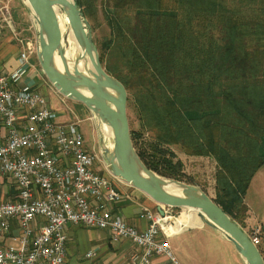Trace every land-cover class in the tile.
<instances>
[{"label":"trees","instance_id":"1","mask_svg":"<svg viewBox=\"0 0 264 264\" xmlns=\"http://www.w3.org/2000/svg\"><path fill=\"white\" fill-rule=\"evenodd\" d=\"M110 1L107 19L122 65L104 70L126 94L141 92V118L156 131L147 152L135 151L142 166L181 181L182 164L168 146L212 156L218 170L212 201L243 229V199L264 164L263 6L257 0ZM98 56L101 65L104 54ZM130 138L137 143L140 136L130 131ZM256 248L264 263V228Z\"/></svg>","mask_w":264,"mask_h":264},{"label":"built area","instance_id":"2","mask_svg":"<svg viewBox=\"0 0 264 264\" xmlns=\"http://www.w3.org/2000/svg\"><path fill=\"white\" fill-rule=\"evenodd\" d=\"M9 16L3 4L0 23L10 26ZM26 59L20 55L21 63ZM22 74L21 67L0 74V264H66L69 226L128 242L124 264H149L155 254L172 258L168 240L175 234L168 227L174 223L164 222L169 218L164 207L163 216L141 210L136 218L147 223L144 229L129 225L114 207L125 194L115 183L120 179L106 170L102 152L85 148L78 121L57 122L45 97L24 84ZM248 232L257 246L261 228ZM82 261L111 264L99 261L93 250Z\"/></svg>","mask_w":264,"mask_h":264},{"label":"rangeland","instance_id":"3","mask_svg":"<svg viewBox=\"0 0 264 264\" xmlns=\"http://www.w3.org/2000/svg\"><path fill=\"white\" fill-rule=\"evenodd\" d=\"M71 1L76 4L75 0H71ZM80 1L82 4V7L78 8L76 5V11L79 13V17L86 31V35L88 36V38L90 39V43L92 44V47L94 50L93 55L95 56V58L97 55V58H98L99 53L104 54L103 62L100 65L101 68L103 69H104V65H107L108 67L113 68V69H118L119 67L121 68V65H122L121 48H119V45L115 43V41H113L112 39V35L114 33L109 27L108 19H107V15L108 14L110 15L112 12V6H111L112 2L110 0H80ZM257 1L264 8V0H257ZM3 4H7L8 6V12L10 15L9 16L10 26H8L6 23L4 24L0 23V34L5 33L10 39V44H13L14 46L17 47V49L19 50V61H20L21 54L27 55L26 61L22 63H26L29 60L30 56H34V57L37 56V59L33 60V64H34L36 72L39 75L40 84L32 85V86L36 87L37 91H39L45 97L48 107L51 110L52 109L60 110L61 108H63L61 104L64 103L65 101L69 105H71V108L64 109L63 110L64 113L66 111L67 113H69V115L71 116L74 115L78 117L79 119H82L85 117L83 115L85 112L90 113L92 118H88L89 121L85 119L82 121H80L79 119H74L73 121H70V122L78 121V130L81 135L84 133L87 140L90 137V132H92V136L94 137L92 138L93 139L92 141H95V143L93 142L95 146V152H97L98 150L99 152H102V154L101 153L100 154H101V158L104 161V164L106 165V170L112 174V169H111L110 163L107 158V152L105 151L106 149L110 147V142L112 143V141L108 140L104 132L101 130L99 122L97 120V116L88 107L84 106L83 104L67 99L63 97L61 94H59L51 86V84L47 81L46 77L44 76V74L42 73L40 69L39 60H38V54L40 51L39 42H38V25L29 7L26 5L24 0H14L13 7L11 6V0H0V9L3 7ZM129 16H130V13H125L123 17L125 19ZM63 53H64V50H63ZM78 59L82 61L89 60L88 56L85 54L78 57ZM22 70H23V74H22L23 76L21 78V81L24 84H26L24 82L25 81L24 77L26 76L27 71L24 68H22ZM51 92L56 97H58L59 101L56 100V98L53 95H51ZM134 94L133 96L129 93L126 94L127 95L126 116H127L129 130L132 132H135L136 134H139L140 138L137 140V143H133L131 138H130V141H131V145L134 151H136L137 149H142L147 152V150L149 149V145L153 143L155 140L154 135L156 131L148 123L147 120L143 121L141 118V114H140L141 111H140V104H139V100L141 99V92H139V90H136ZM135 96H136V99L134 98ZM105 105L109 106V104L106 101H105ZM54 110L52 111L55 113L56 118H57V114ZM92 120L94 121V123L92 122ZM70 122H67V123H70ZM59 123H63V122H59ZM102 147H103V151H102ZM168 148L175 154L176 159L179 160L182 164L183 176L181 178V181L164 178V177L158 176L157 174L147 169L146 170L153 173L155 176L164 178L170 182H173V183L175 182L179 185L196 189L198 192H201L209 199L214 200L216 198L215 175L218 171L214 158L212 156H193V155L183 152L178 146H175V145H170L168 146ZM261 154L264 155V137L261 139ZM104 173L106 174L107 172H104ZM119 179L122 183H125L121 178ZM131 188L132 190L134 189L132 186ZM246 200L249 206L258 215H260L261 217H264V195L263 197L261 196L260 190L259 188H257L256 183H254L251 190L249 191L246 197ZM164 209L166 213L165 215L167 217L175 218L176 220L178 219L180 214L183 213L182 208L164 207ZM240 218H241V215H240ZM232 221L239 227L236 221L234 220ZM242 225L244 228L241 230L244 231L246 234H248L249 233L248 231L250 230L251 227L246 226L244 221L242 222ZM203 226L208 227L202 223L200 227H203ZM87 230L91 233L90 234L91 236L99 234L98 232H100L94 229H87ZM259 240H260V237H259ZM215 245L218 248L221 247L219 244L217 245L215 243ZM66 247H67V252H68L67 254V259L69 260L68 263L71 264L70 259L73 258L75 259L73 260L75 261V264H80L81 263L80 259L82 258L85 251L88 248L85 241L81 242V240H79L77 237H74L73 239L68 241V243L66 244ZM209 247L211 248V251L214 250V241H210ZM224 254L226 256L225 264H240L237 261V259H235L237 262L232 260L233 257H231V254H229L228 251H224ZM76 259H78V261H76ZM242 264H244V262Z\"/></svg>","mask_w":264,"mask_h":264},{"label":"water","instance_id":"4","mask_svg":"<svg viewBox=\"0 0 264 264\" xmlns=\"http://www.w3.org/2000/svg\"><path fill=\"white\" fill-rule=\"evenodd\" d=\"M34 12L38 25L39 42V66L51 86L63 97L79 102L88 107L96 116V111L103 115L112 130V141L116 153L122 162L115 170L110 163L112 174L121 178L125 183L141 192L156 204V212L163 216L160 207L171 208H195L202 211L207 220L203 221L206 226L219 231L234 246L241 256L244 264H264L257 248L250 242L247 234L241 230L223 211L213 203L211 199L200 192L199 197L187 198L172 196L155 187L148 179L139 174L147 171L141 164L130 141V130L126 116V93L120 83L109 76L101 68L97 55L90 59V71L88 77L82 76L78 71L69 73L66 64L62 65V73L57 72L51 66L52 58L57 54L61 59L63 54L60 45L56 44L52 32L51 9L58 3L53 0H27ZM75 30L80 27L81 19L76 11L74 2L68 11ZM87 36V35H86ZM90 48L93 50L90 39L87 36ZM94 52V50H93ZM96 54V52H95ZM100 86L107 90L93 88ZM105 101L109 106L105 105ZM106 151V150H105ZM107 152V151H106ZM108 158V154H107Z\"/></svg>","mask_w":264,"mask_h":264},{"label":"crops","instance_id":"5","mask_svg":"<svg viewBox=\"0 0 264 264\" xmlns=\"http://www.w3.org/2000/svg\"><path fill=\"white\" fill-rule=\"evenodd\" d=\"M14 0H11V6L13 7ZM11 10V9H10ZM12 11V10H11ZM12 13V12H11ZM37 59V56H30L29 60L26 63H21L19 61V50L13 44H10V39L5 33L0 34V74L6 75L9 72L15 70L18 67L26 69L27 73L24 77V82L28 85H39L40 78L38 73L35 70L33 60ZM44 86V84H43ZM56 100V97L52 92ZM59 101V100H58ZM75 103V102H73ZM63 108L60 110H54L57 114L56 120L58 122L67 123L73 121L74 119H79L76 116H71L64 109H70L71 105L64 101L61 104ZM85 117L82 120H88L92 118L89 112L83 114ZM89 121V120H88ZM94 123V121L92 120ZM86 134V133H85ZM83 142L84 146L88 151H91L94 148L95 141H92L94 138L92 132H90V137L87 140L84 133ZM94 142V143H93ZM89 143V145H88ZM117 187L125 195L121 198L120 202L115 205L124 218V220L129 225H134L138 230L144 229L146 222L143 220H138L136 216L143 209L155 210L156 204L146 197L141 192L131 188L128 184L122 182H115ZM254 183L257 184V188L260 190V194L263 197L264 195V164L257 170L253 175L246 190L243 203L247 208L245 224L248 227L259 226L264 228V217L258 215L248 204L246 197L251 190ZM67 235V243L69 240L77 237L81 242L85 241L88 250H93L96 254V258L105 263L111 264H124L128 258L129 253L131 252V246L128 242H113L110 240L108 233L104 231L98 232L99 234L90 235L91 233L80 226L74 227L69 226L65 229ZM95 232V231H94ZM94 234V233H93ZM86 235V236H85ZM210 241H214V250L211 251L209 247ZM170 252L172 258H168L164 255L155 254L151 258L149 264H225L226 256L224 251H228L231 254L233 261L243 263L241 256L237 253L234 246L229 242L219 231L212 229L210 227H197V228H186L182 231L176 233L169 240ZM215 243L220 245L218 248ZM83 257V256H82ZM237 259V261L235 260ZM75 259H70L71 264H75ZM83 264L82 258L80 259ZM78 261V259H76ZM69 260L67 259V264Z\"/></svg>","mask_w":264,"mask_h":264},{"label":"bare ground","instance_id":"6","mask_svg":"<svg viewBox=\"0 0 264 264\" xmlns=\"http://www.w3.org/2000/svg\"><path fill=\"white\" fill-rule=\"evenodd\" d=\"M58 3L57 5H53L51 9V17H52V32L55 38L56 44L60 45L61 52L63 54L62 62L56 54L51 60V66L57 72L62 73V65L66 64V68L69 73L73 71H78L82 76L88 77V72L90 71V59L94 58L93 50L90 48L88 40L86 38V31L83 25L80 23V27L75 30L72 25L71 17L68 13L70 10V5L72 3L71 0H53ZM26 5L29 7L32 15L35 17L32 8H30L27 0H24ZM64 53H63V50ZM87 55L89 60L82 61L79 60L78 57L82 55ZM94 89L107 90L105 88L102 89L100 86L93 87ZM97 120L99 122L101 130L104 132L106 138L112 141V130L107 121L102 119L103 115L99 111H96ZM105 150V149H104ZM108 154V159L111 162L113 168L117 170L118 164L122 162L120 156L116 153L115 146L110 142V147L106 149ZM105 152V151H104ZM140 175L148 179L155 187L162 189L166 193L172 196L177 197H199L200 192L196 189L179 185L177 183L170 182L166 179L155 176L153 173L149 171H145L144 174L137 170ZM163 208V207H162ZM183 213L180 214L178 219L175 218H166V220H172L174 225L168 227V225L162 224L165 228L168 227V230L171 234H176L183 229L186 228H197L201 226L204 220H207L205 214L199 209L195 208H182ZM256 247V246H255Z\"/></svg>","mask_w":264,"mask_h":264}]
</instances>
